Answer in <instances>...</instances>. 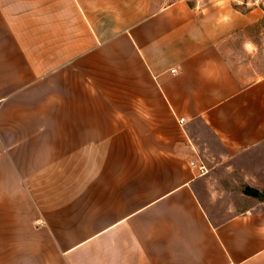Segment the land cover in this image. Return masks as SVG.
<instances>
[{"label":"crops","instance_id":"obj_1","mask_svg":"<svg viewBox=\"0 0 264 264\" xmlns=\"http://www.w3.org/2000/svg\"><path fill=\"white\" fill-rule=\"evenodd\" d=\"M204 1L0 0V264H264V10Z\"/></svg>","mask_w":264,"mask_h":264},{"label":"rangeland","instance_id":"obj_2","mask_svg":"<svg viewBox=\"0 0 264 264\" xmlns=\"http://www.w3.org/2000/svg\"><path fill=\"white\" fill-rule=\"evenodd\" d=\"M25 1L26 0H14V2H18V12H22V9L25 10ZM165 1L167 0H163V2ZM206 1L207 0L204 2ZM232 3L235 4V1ZM238 5L242 6L243 4ZM257 6L264 10V0H258ZM253 39H255L254 30ZM257 42L259 45L256 54L258 59L256 60V58L253 57L252 70L254 71L255 68L258 67L260 76L262 77L264 76V19L260 21L258 26ZM234 62L239 63V59H236ZM226 166L227 167L223 168V171L229 170L232 174H235V178L230 177V180L227 179L225 182L228 184L229 188H232V197L236 199V202H241L240 199H247V196L259 201H264V145L241 154L240 157L233 159Z\"/></svg>","mask_w":264,"mask_h":264},{"label":"clouds","instance_id":"obj_3","mask_svg":"<svg viewBox=\"0 0 264 264\" xmlns=\"http://www.w3.org/2000/svg\"><path fill=\"white\" fill-rule=\"evenodd\" d=\"M229 3V0H214V4L216 7H219L221 9L225 8ZM217 23L220 25H227L231 23V17L228 14L221 15ZM243 49L245 50L246 53L249 55L255 53L257 51L256 45L249 39L245 40V42L242 45Z\"/></svg>","mask_w":264,"mask_h":264},{"label":"built area","instance_id":"obj_4","mask_svg":"<svg viewBox=\"0 0 264 264\" xmlns=\"http://www.w3.org/2000/svg\"><path fill=\"white\" fill-rule=\"evenodd\" d=\"M179 122H180V124L183 125L184 122H185V119L181 118ZM190 167L194 171H196L197 175H199V176H205V175H207L209 173L208 167L202 161H197V160L191 161L190 162Z\"/></svg>","mask_w":264,"mask_h":264}]
</instances>
